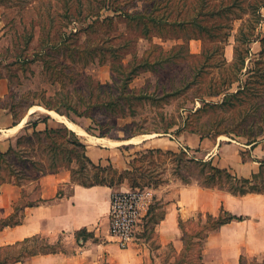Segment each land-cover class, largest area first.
I'll return each mask as SVG.
<instances>
[{
	"label": "rangeland",
	"instance_id": "rangeland-1",
	"mask_svg": "<svg viewBox=\"0 0 264 264\" xmlns=\"http://www.w3.org/2000/svg\"><path fill=\"white\" fill-rule=\"evenodd\" d=\"M82 1L85 4L83 17L75 13L79 0H0V75L8 86V97L3 101L8 104L20 102L16 111L20 119H26V123L51 116L48 125L42 124L38 131L30 125L27 131L15 138L13 149L19 153L7 158L11 163L9 168L17 176L10 177V169L5 165L0 166L2 175L14 182L18 178L20 185H28L41 174L66 165L75 170L74 174L70 170L72 178L75 175L76 179L88 181L106 179L107 185L111 186L109 182L116 183L120 174L130 171L132 175H124L123 184L116 187L117 190L122 186L127 187L123 190L152 189L154 197L148 217L140 225L145 226L141 237L151 242L161 264H201L200 255L204 249L201 239L206 236L203 229L209 224L207 216H195L193 221L184 220L188 239L181 256L169 247L162 249L158 244L154 229L164 211L155 202V189L171 180L182 181L178 176L181 172L191 183L198 179L199 171L194 165L182 163L183 157L166 154L185 153L187 160H194L188 148L171 151L163 148L168 145L156 141L195 133L212 140L220 138L224 142L242 144H249L257 138V142L264 145V92L252 98L241 95L231 102L230 98L226 102L225 95L209 96L220 85L222 70L210 63L204 69V77L195 81V75L203 65L201 54L207 43L192 40L185 49H180L179 41L164 42L154 36L147 39L127 28L121 19H117L113 26L104 23L105 18L112 14L104 10H100L98 17L86 21L88 13L99 12L98 4L95 1L93 9L87 0ZM247 5L244 4L245 9ZM261 13L264 17V10ZM263 21L259 26L261 36L264 34ZM239 26L240 22L235 23L233 36L226 45L225 57L229 64L234 60L235 35ZM255 43L251 45L254 59L260 52L259 45ZM153 45L160 46L164 52H171L173 61L165 64L158 73L140 70L129 85L133 93L127 97L129 103L117 104L116 96L126 98L122 85H119L121 93L112 98L116 90L111 88L119 89L115 84L117 72H125L119 68L120 62L126 66L135 65L136 60L141 61ZM237 87L235 85L230 93H237ZM172 93L176 95H170ZM10 96L15 100L8 99ZM32 103L36 106L29 110ZM46 103L57 108L58 112L45 108ZM67 122L85 132V137L73 131ZM66 128L75 135L69 134ZM51 131H57V134H47ZM261 132L262 136H258ZM100 136L107 140L135 142L120 148L129 169L119 171L112 162H92L94 167L80 172L78 159L86 149L76 147L74 143L78 140L84 145L97 142L93 137ZM145 138L149 145L137 143ZM53 140L58 143L56 148ZM156 150L164 153L158 154ZM38 202L36 194L31 193L19 203L18 208ZM15 214L20 218L19 212ZM70 239L68 235H57L49 238L48 242L69 253L76 247ZM6 252L12 258L19 249ZM248 260L249 264H263L264 256H259L258 261H253V257Z\"/></svg>",
	"mask_w": 264,
	"mask_h": 264
},
{
	"label": "crops",
	"instance_id": "crops-1",
	"mask_svg": "<svg viewBox=\"0 0 264 264\" xmlns=\"http://www.w3.org/2000/svg\"><path fill=\"white\" fill-rule=\"evenodd\" d=\"M255 44L259 45L261 52V42L257 41ZM6 83L4 78H0L2 101L8 97ZM48 123H39L37 129ZM14 124L10 109L0 107L1 153H8L13 148L15 138L30 126L26 119L21 121L19 128V125ZM37 129L34 131H38ZM93 138L97 142L85 143L86 156L91 162H112L119 171L130 168L120 148L135 143L133 140L122 142ZM156 142L165 143L168 146L163 148L171 151H179L181 147L188 148L195 161L212 162L214 166L228 170L239 178H250L257 174L261 168L260 161L264 160L262 143L253 147L236 141L224 142L220 138H203L195 133L181 135L173 140L159 139ZM137 143L149 145L147 138ZM123 189L127 187L122 186L120 190ZM115 191H118L116 186H83L74 183L70 170L64 166L54 173L41 175L28 185L4 183L0 186V219H9L19 212L23 221L17 226L0 231V248L37 235L48 239L68 235L71 243L76 244L71 252L40 255L17 264H161L151 242L141 237L145 227L140 226L141 223L135 243L127 250L121 249L111 236L109 216L111 197ZM31 193L36 194L39 202L32 207L26 205L19 209V203ZM154 199L164 211L154 229L162 249L169 247L181 256L186 248V231L182 227L184 220L193 221L195 216L218 217L221 210H225L243 220L220 227L204 240L201 264H240L243 255L247 258L264 256V193L235 196L224 190L202 187L198 179L190 184L171 180L155 189ZM147 217L148 213L143 219ZM81 232L83 234L78 235Z\"/></svg>",
	"mask_w": 264,
	"mask_h": 264
},
{
	"label": "trees",
	"instance_id": "trees-1",
	"mask_svg": "<svg viewBox=\"0 0 264 264\" xmlns=\"http://www.w3.org/2000/svg\"><path fill=\"white\" fill-rule=\"evenodd\" d=\"M89 5L94 9L93 3H97L96 7L99 12L88 13L86 21L93 17H98L100 10L112 13L105 18L104 23L110 26L115 25L117 19L123 20L127 28L137 31L144 38H151L152 36L158 39L166 41H179L181 42L180 49H185L192 40H200L208 44L204 47L201 57L203 58V65L198 73L195 75V81L200 77H204L206 71L205 68L209 67L210 63L212 67H218L221 71V83L213 90L209 96L219 97L225 95L226 102H230L231 99L238 98L241 95L245 97H253L256 94L264 92V38L259 33V26L261 25L264 17L261 11L264 9V0H87ZM2 3V2H0ZM248 3V8H244V4ZM79 7L76 10V15L84 16V2L79 0ZM99 5H101L99 7ZM2 6V4H0ZM70 13V12H69ZM97 13V14H96ZM76 18V17H75ZM77 21V20H75ZM240 22L238 32L235 35L236 45L234 46V60L231 64L227 62L225 57V49L230 38L233 36L235 30V23ZM89 28H93L89 26ZM257 41L261 42L262 50L257 58L254 59V55L251 49V45ZM61 44V43H60ZM58 44V45H60ZM54 47H57L55 45ZM161 47L153 45L151 50L146 53L145 57L134 64H128L126 66L123 62H120L119 68L124 70L122 74L117 72L116 85H122V90L125 92L124 97H117V93H121V89L116 87L111 90H116L113 93L112 98L116 96L115 101L117 104L124 105L129 103L130 83L140 70H148L153 73H158L164 68L165 64L173 61L171 52H164L160 50ZM160 50V52H159ZM122 59V58H120ZM115 66V65H114ZM243 70H246L243 72ZM244 77H247L246 79ZM0 78H3L0 75ZM191 84L188 85V88ZM235 85H238V92L235 94L230 93ZM172 96L175 94H170ZM251 97V98H252ZM228 98V99H227ZM8 99H14L9 97ZM140 101L141 98H138ZM20 102H12L8 104L6 101L0 100V107H7L10 109L14 120L15 126L19 125L23 119L19 118V114L16 111ZM231 105V103H230ZM36 104L32 103L28 106V109L35 107ZM44 107L50 111H57V108L50 106V103L44 104ZM121 113H124L121 110ZM58 112V111H57ZM51 116H44L35 122H29L30 125L36 130L39 123H48ZM69 134L75 135L74 132L65 129ZM36 133V132H35ZM57 134V131L47 132V134ZM262 132L258 136H262ZM221 135V134H218ZM257 136V135H256ZM51 138L53 136H50ZM104 138L105 136H100ZM205 138V137H203ZM257 138L250 141L248 145L253 147L257 145ZM54 147L57 145V141L53 140ZM76 147L86 149V146L79 142L74 143ZM154 151V150H153ZM158 154L164 153L162 150H156ZM18 151L13 148L6 154L0 152V166L5 165L7 168L11 167L10 159L8 156H17ZM152 154L154 152H151ZM171 157H182L185 159L182 163L194 165L199 171L198 181L202 187L224 190L235 196H243L249 193H264V161L261 163L260 171L254 174L250 178H239L234 176L228 170L221 169L213 165L212 162L187 160L185 153L177 154L174 152H167ZM23 163V162H22ZM78 163L80 165V172H84L88 167L93 166L90 159L86 156V153L82 156ZM61 167H55L51 169L47 174L54 173L60 170ZM64 168L72 170V174L75 173L74 169L70 166L64 165ZM10 177L14 176V172L9 168ZM3 170L0 168V186L4 183L12 182L16 185L19 184L18 178L15 182L9 178L5 179L2 175ZM46 175V174H41ZM124 175H132L130 171L120 174L118 181L109 182L111 186H117L123 184ZM17 176V174H16ZM179 178L185 183L190 184L188 177L182 172L178 173ZM38 179V178H37ZM74 183L83 186L94 185H107L106 179H96L88 181L85 179L72 178ZM137 187V185H133ZM36 204H28V207H32ZM209 224L203 230L206 232L205 239L213 232L217 231L220 227L229 224L233 221H242V217L234 216L225 210H221L218 217L211 215L207 216ZM17 219V220H16ZM15 220L14 222H12ZM23 217L18 218L17 214H14L9 219L0 220V231H3L7 227H14L21 224ZM211 222V224H210ZM184 228V226L182 225ZM83 234L81 232L78 235ZM201 240L204 241L205 239ZM186 233V242H187ZM204 239V240H203ZM19 249V253L12 257L8 255L6 251ZM63 252L57 249V246L51 245L48 239L37 235L32 238H28L17 244L0 248V264H17L23 262L26 259ZM258 258H253V261H258ZM13 260V261H12ZM200 261H202V253L200 255ZM240 264H249L248 258L243 255ZM264 264V260H263Z\"/></svg>",
	"mask_w": 264,
	"mask_h": 264
},
{
	"label": "built area",
	"instance_id": "built-area-1",
	"mask_svg": "<svg viewBox=\"0 0 264 264\" xmlns=\"http://www.w3.org/2000/svg\"><path fill=\"white\" fill-rule=\"evenodd\" d=\"M153 197L150 188L118 190L112 194L109 230L121 249L127 250L135 243L138 227Z\"/></svg>",
	"mask_w": 264,
	"mask_h": 264
},
{
	"label": "bare ground",
	"instance_id": "bare-ground-1",
	"mask_svg": "<svg viewBox=\"0 0 264 264\" xmlns=\"http://www.w3.org/2000/svg\"><path fill=\"white\" fill-rule=\"evenodd\" d=\"M41 109V108H40ZM54 115V114H53ZM73 131H75L78 135H81V136H84L85 135V132H83L82 130H77L76 129V127L73 125V124H71V123H69V122H67L66 123ZM19 127H21V125H19L18 126V128ZM88 135V134H87ZM85 137V136H84ZM98 140H100L99 138H98ZM97 141V140H96ZM101 142V141H100Z\"/></svg>",
	"mask_w": 264,
	"mask_h": 264
}]
</instances>
